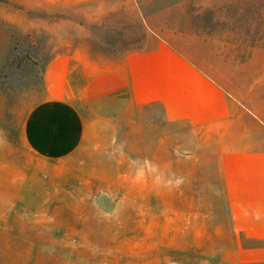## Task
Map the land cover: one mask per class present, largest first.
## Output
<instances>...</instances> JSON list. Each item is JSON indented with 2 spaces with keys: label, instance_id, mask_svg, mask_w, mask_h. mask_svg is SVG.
Returning <instances> with one entry per match:
<instances>
[{
  "label": "crops",
  "instance_id": "1",
  "mask_svg": "<svg viewBox=\"0 0 264 264\" xmlns=\"http://www.w3.org/2000/svg\"><path fill=\"white\" fill-rule=\"evenodd\" d=\"M147 14L152 2L0 0V88H23V142L61 161L97 128L153 115L167 142H184L166 152L185 162L181 173L219 190L214 263L264 264L262 106L157 35ZM65 248L63 260L60 246L0 227V264H79V247ZM85 264L111 262L87 256Z\"/></svg>",
  "mask_w": 264,
  "mask_h": 264
},
{
  "label": "rangeland",
  "instance_id": "2",
  "mask_svg": "<svg viewBox=\"0 0 264 264\" xmlns=\"http://www.w3.org/2000/svg\"><path fill=\"white\" fill-rule=\"evenodd\" d=\"M150 2L157 35L226 88H248L264 111V0H126ZM23 97V88H0V216H9L0 227L60 246L63 260L77 245L79 264H215L221 195L167 157L184 142H167L164 124L142 115L99 127L76 154L49 161L23 142Z\"/></svg>",
  "mask_w": 264,
  "mask_h": 264
}]
</instances>
